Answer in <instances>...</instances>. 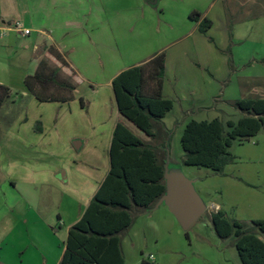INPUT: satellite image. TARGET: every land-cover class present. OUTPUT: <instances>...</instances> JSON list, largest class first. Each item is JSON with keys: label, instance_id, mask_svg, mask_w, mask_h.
I'll return each mask as SVG.
<instances>
[{"label": "crops", "instance_id": "1", "mask_svg": "<svg viewBox=\"0 0 264 264\" xmlns=\"http://www.w3.org/2000/svg\"><path fill=\"white\" fill-rule=\"evenodd\" d=\"M161 1L152 5L148 0H119L118 7H113L109 0H12L9 8H16V5L20 7V3L21 11L18 16L24 20L28 18L29 25L25 27L31 30V34L22 36L10 28L13 21L7 20H14L16 17L8 14L6 2L0 0V49L6 50L5 53L0 52V84L8 86L12 91L17 86H24L23 96L28 99L30 108L35 107L33 109L39 111L32 125L28 117L30 109H26L25 116L15 117L11 121L14 124L8 132L10 147L0 152L1 169L7 170L6 178L0 182V264H49L50 260L51 249L36 231L29 229V219L34 208L39 210L43 199L54 200V191H57L60 183L56 175L60 169L39 165L38 170H32L29 161L22 157L24 150H32L31 139L38 145L34 138L44 136L47 131L45 114L42 112L45 106L33 96L30 97L25 80L38 70L41 60L48 57L49 47H55L64 56L73 73L77 86L73 105L84 98L88 100L86 106L89 110L97 107L94 110L97 112L96 116L89 118V123L97 130L93 131L94 137L99 139L108 152L107 163L95 161L91 166L93 174L89 177L85 190L69 192L62 187L57 224L61 228L58 232L65 230L69 233L82 218L110 172L113 134L119 123L125 124L118 110L113 80L123 71L143 65L158 54L165 53L163 96L173 100L175 104L167 117L171 114L173 120L178 122H182L184 118L183 124H187L194 118H205L214 111L213 119H221L220 113L225 111L212 106L213 102L221 101L218 91L223 88L224 78L220 76L230 73L229 58L214 50L220 47L211 35L213 22L207 33L199 30L201 21L209 20L219 2L213 1L206 10L195 8V12L199 11L201 15L200 22H196L190 17L192 9L181 4L184 0H175V4L166 9L159 5ZM253 5L254 9L258 8L259 13L264 12V5ZM222 7L225 9L223 5ZM191 23H195V26L191 27ZM223 25L225 27L224 22ZM143 28L153 31L151 43L154 47L148 55L144 53L149 48L150 41L141 40L138 33H142ZM174 28H185L187 31L177 36L173 35ZM168 30L172 32L170 36ZM32 35H36L34 40H30ZM210 39H213L215 45ZM263 56L264 53L259 58L251 55L237 56L235 52L233 54L238 67L247 74L243 79L253 81V89L260 98H264V64L259 63L264 59ZM252 58H255L254 63L251 62ZM136 59L141 61H129ZM171 59L175 60V69L170 75ZM23 62L29 66L28 69H22ZM13 101L14 104L8 106L11 113L18 105V99ZM110 108L113 109L114 118L106 127V118L99 114V109L108 111ZM225 114L231 117L226 112ZM234 117L228 121H233ZM242 117L243 115L238 119ZM59 119L57 116L54 123L57 124ZM184 126L180 127L182 134ZM167 128L171 127L167 125ZM82 142L78 143L80 147L85 145V141ZM3 155L8 156L7 163L4 162ZM24 171L27 173L17 174ZM17 176L19 180L16 179ZM212 204L213 210L221 209L219 204ZM211 208L209 211L213 212ZM32 250L39 254V261L26 258V253ZM62 258L57 264L61 263Z\"/></svg>", "mask_w": 264, "mask_h": 264}, {"label": "rangeland", "instance_id": "2", "mask_svg": "<svg viewBox=\"0 0 264 264\" xmlns=\"http://www.w3.org/2000/svg\"><path fill=\"white\" fill-rule=\"evenodd\" d=\"M3 1L6 2L8 14L16 17L14 20L13 18L7 20L8 22L13 21L12 24L20 22L24 26L29 25L28 18L24 20L18 16L21 11L20 3V7L16 5V8L11 9L9 5L12 0ZM213 1L219 2V5L209 17V20L214 23L211 35L220 47H216L217 49L214 50H218L229 58L230 73L220 76L224 78L223 84L221 83L223 88L218 91V97L221 101L213 102L212 107L222 108L231 117L235 115L233 121L238 122L242 113L233 106L234 103L242 99L260 97L258 92L253 89L255 86L253 81L243 79L247 74L238 67L233 54L235 52L237 56L251 55L259 58L264 53V12L259 13L258 8L254 9L253 5H264V0H184L181 1V4L192 9L191 17L193 13H200L199 11L195 12V8L199 7L206 10ZM109 2L113 7H118L119 0H109ZM174 4L175 0L159 2L161 8L164 9ZM256 14L257 16H255ZM188 20L189 18H187ZM190 26H195V23H191ZM185 31H187L185 28H174L173 35L180 36ZM168 32V36H170L172 32L170 30ZM138 33L141 40L150 41V46L144 55L150 54L154 47V44L151 43L153 31L150 32L148 28H143L142 33ZM35 37L36 35H32L30 40H34ZM212 43L214 44V42ZM213 48L215 47L213 46ZM5 51L0 49L2 53ZM21 51L24 52L22 48ZM31 57L32 54L29 55V58ZM255 58L251 59L252 63H254L253 59ZM49 60L52 66H59L57 61ZM259 63L264 64V59ZM21 67L28 69L29 66L23 62ZM174 69L175 60L171 59L169 62L170 75L174 73ZM62 75L71 78L73 82L75 81L73 73L66 67L62 68ZM218 86L220 88V85ZM23 89L24 86H17L12 91V98L0 111V152L3 149L8 150L10 147L8 132L14 124L11 121L15 117L17 119L25 116L26 109H30L28 117L30 125H32L35 122V115L39 113L33 109L35 107L30 108L28 99L23 96ZM81 93L83 92L81 91ZM30 97L32 98V96ZM14 99H18V105L15 111L11 113L8 106L14 104ZM83 100L86 106L88 100L84 98ZM41 104L45 106L42 112L45 114L47 131L44 136L34 138V141H38V145L33 143L31 139L32 150H30L31 148L24 150L22 157L29 161L32 170H38L39 165H44L50 169H60L56 178L60 182L58 186L61 190L57 187V191H54L56 194L53 201L43 199L39 210L36 208L32 210L29 229L36 231L46 246L51 249L49 264H57V261L62 258V253L64 255V247L68 238L65 230L58 232L61 227L57 225L59 223L58 208L60 207L62 187L69 192L71 190L75 192L76 189L78 191L85 190L90 180L89 177L93 174L91 166L94 165L95 161L101 163L106 161L107 163L108 152L102 147L99 139L94 137L93 131L97 132V130H94L89 123V118L92 119L93 116H96V106L89 110L88 106H84L85 108L82 106L80 100H77L74 105L72 101L70 103ZM225 112L220 113V117L226 125L231 117H227ZM212 113L215 112L212 111ZM212 113L206 115L205 118L194 119L198 121L212 120ZM99 114H103L106 118V127L114 118L112 108L108 111L99 109ZM57 116L60 119L55 124ZM172 117L173 115L170 114L165 120L166 127L168 125L172 130L168 153L164 149L165 134L158 127L156 128L158 137L151 140L135 125L125 121L126 119L122 121L139 138L158 147L162 161L168 162L171 168L182 169L189 179L194 180L197 191L209 208L213 205L212 203L219 204L229 217L240 222L250 223L255 220H264V132L248 142H235L230 152L237 158L236 163L227 166L224 175H217L208 169L184 165V151L181 145L182 128L180 127L186 126V124H183L184 118L181 120L182 122H178ZM82 141H85V145L77 148L76 144H82ZM2 158L7 163L8 156L3 155ZM5 171L0 166V182L7 176ZM25 173L27 171L17 174ZM16 179L19 180L18 176ZM131 214L134 218L133 226L123 237L126 264H242L234 241L232 239L222 240L214 231L211 222L212 211L208 210L188 232L183 230L176 217L164 204L156 205L149 210L134 207ZM260 237L264 241V236ZM38 255L32 250L30 253H26V258L39 261Z\"/></svg>", "mask_w": 264, "mask_h": 264}, {"label": "trees", "instance_id": "3", "mask_svg": "<svg viewBox=\"0 0 264 264\" xmlns=\"http://www.w3.org/2000/svg\"><path fill=\"white\" fill-rule=\"evenodd\" d=\"M191 18L200 22L201 15ZM212 21L203 19L201 33H207ZM214 42L213 39H210ZM59 66H52L49 59ZM68 62L55 47L38 70L26 78L29 94L41 103H70L75 99L76 84L62 75ZM166 55L160 53L147 63L123 71L113 80V91L120 115L135 125L151 140L158 137V127L165 134L164 149L168 153L172 130L164 119L174 109V101L163 96ZM12 90L0 84V111L12 98ZM82 106H85L81 99ZM243 117L229 121L220 119L188 122L181 145L184 165L208 169L224 175L225 168L237 158L230 152L235 142L244 143L264 132V98L242 99L233 105ZM160 149L137 135L125 124L115 128L110 149L111 169L82 218L69 230L60 264H126L123 237L131 229L134 207L149 210L166 193L165 162ZM211 222L217 236L234 241L242 264H264V220L250 223L232 219L222 209L213 213Z\"/></svg>", "mask_w": 264, "mask_h": 264}, {"label": "water", "instance_id": "4", "mask_svg": "<svg viewBox=\"0 0 264 264\" xmlns=\"http://www.w3.org/2000/svg\"><path fill=\"white\" fill-rule=\"evenodd\" d=\"M156 5L158 0H148ZM80 148L79 144H76ZM166 193L156 205H166L185 232H188L208 211L209 207L196 189L195 181L189 179L182 169L165 164Z\"/></svg>", "mask_w": 264, "mask_h": 264}, {"label": "built area", "instance_id": "5", "mask_svg": "<svg viewBox=\"0 0 264 264\" xmlns=\"http://www.w3.org/2000/svg\"><path fill=\"white\" fill-rule=\"evenodd\" d=\"M10 28L13 29L15 32L22 36H29L31 34V30L26 28L22 23L16 22L10 25ZM209 210V209H208ZM211 210H213L211 208ZM218 208H214L213 212H216ZM218 212V211H217Z\"/></svg>", "mask_w": 264, "mask_h": 264}]
</instances>
